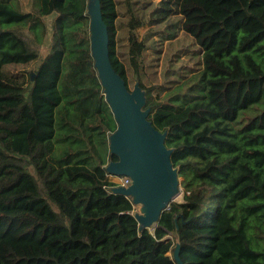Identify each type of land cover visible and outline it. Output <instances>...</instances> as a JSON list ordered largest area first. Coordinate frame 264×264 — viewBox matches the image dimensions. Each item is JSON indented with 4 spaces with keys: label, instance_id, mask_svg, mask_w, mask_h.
<instances>
[{
    "label": "trees",
    "instance_id": "1",
    "mask_svg": "<svg viewBox=\"0 0 264 264\" xmlns=\"http://www.w3.org/2000/svg\"><path fill=\"white\" fill-rule=\"evenodd\" d=\"M99 3L110 64L144 91L180 195L139 232L110 191L116 124L87 0H0V67L36 63L24 89L0 88V264H176V242L183 264H264V0ZM177 30L199 59L189 78L164 72L166 89L149 51Z\"/></svg>",
    "mask_w": 264,
    "mask_h": 264
},
{
    "label": "water",
    "instance_id": "2",
    "mask_svg": "<svg viewBox=\"0 0 264 264\" xmlns=\"http://www.w3.org/2000/svg\"><path fill=\"white\" fill-rule=\"evenodd\" d=\"M86 14L89 16L91 57L116 124L108 140L109 152L118 160L109 162L105 170L112 177L122 176L132 181L126 188H111L110 191L132 199L131 202L143 208L142 214L133 217L139 232L149 231L157 227L162 213L178 196L182 178L178 177V169L172 167V150L164 145L166 133L155 130L147 118L149 109L143 110L144 91L135 83L129 92L110 64L107 28L99 0H87ZM179 249L180 244L176 242L172 257L176 264H183Z\"/></svg>",
    "mask_w": 264,
    "mask_h": 264
},
{
    "label": "rangeland",
    "instance_id": "3",
    "mask_svg": "<svg viewBox=\"0 0 264 264\" xmlns=\"http://www.w3.org/2000/svg\"><path fill=\"white\" fill-rule=\"evenodd\" d=\"M151 4L155 5L160 0H147ZM143 31L141 30V33ZM172 42V46H169ZM162 43H156L154 51H149L150 60L152 61V71L151 73L155 72L154 75L157 77V82L161 85H164L166 89H170L167 85V80L163 78V73L168 70H177L182 68L183 70H191L197 60L199 59L197 56H193V53L198 48L192 44V40L190 37L186 36L181 30H177L176 37L174 40ZM175 44V45H174ZM180 50V51H177ZM189 50V51H187ZM177 55V56H176ZM36 63L29 62L27 64H7L0 67V88H5L7 91H16L22 90L27 85H29L32 81V77L34 74ZM194 73L189 71L187 78L192 76ZM176 81L177 84L182 83L183 79L178 80H170ZM115 186L112 189L117 188H126L131 185V179L122 176H114L110 177ZM181 190V189H180ZM180 190L178 196L180 195ZM132 201V199H131ZM132 203V216L137 214H142V207L140 205H135ZM56 211L57 209L53 207ZM153 229H150L151 232ZM171 238V236H167ZM170 257L171 254L168 253Z\"/></svg>",
    "mask_w": 264,
    "mask_h": 264
},
{
    "label": "built area",
    "instance_id": "4",
    "mask_svg": "<svg viewBox=\"0 0 264 264\" xmlns=\"http://www.w3.org/2000/svg\"><path fill=\"white\" fill-rule=\"evenodd\" d=\"M169 239H171V238H169Z\"/></svg>",
    "mask_w": 264,
    "mask_h": 264
}]
</instances>
